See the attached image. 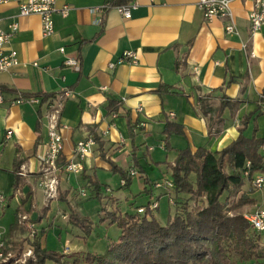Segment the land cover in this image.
I'll return each instance as SVG.
<instances>
[{
  "label": "crops",
  "instance_id": "obj_1",
  "mask_svg": "<svg viewBox=\"0 0 264 264\" xmlns=\"http://www.w3.org/2000/svg\"><path fill=\"white\" fill-rule=\"evenodd\" d=\"M54 1L69 11L66 16L53 14L54 33L49 36L42 32L40 15L21 16L15 1L0 4V27L9 31L17 24L9 45L17 52V63L0 72L4 96L0 104V190L8 197L0 205V236L17 246L22 239L11 238L10 226L19 210L27 211L33 221L41 215L44 194L38 182L40 157L48 141L47 113L60 103L63 162L74 159L78 141L89 136L100 141L84 159L80 174H60L62 196L83 215L86 208L95 206L97 214L90 218L93 227L103 228V245L108 247L117 241L120 229L116 224H99L98 202L79 193L86 183L94 190L90 179L99 182L104 196L116 200L111 207L118 214L156 203L152 210L157 218L162 200L176 209L170 164L177 150L204 147L219 151L237 138L240 122L249 114L253 115L244 135L264 139V26L252 33L251 0L231 1L236 28L232 34L224 29L226 19L206 21L198 0H130L136 5L130 18L115 7L94 10L109 0ZM125 51H132L135 61L124 57ZM65 57L78 59L80 69L65 65ZM65 90L70 94L64 95ZM18 97L26 100L17 104ZM200 98L211 109L222 99L235 100L237 105L225 108L218 120L211 112L202 114ZM110 101L120 103L119 113L110 111ZM140 121L145 126H139ZM167 125L172 130L168 135L164 133ZM177 129L180 132H174ZM130 169L138 175L130 176V184L122 187L120 170ZM108 173L117 177L118 190L102 179ZM136 182L138 189L134 190ZM242 189H251L250 197L255 200L247 209L264 206V189L256 190L248 181ZM138 193L139 197L148 195L143 203H136ZM60 197L54 199L55 210H48L43 220L33 224L38 230L35 236L45 249L68 257L97 253L87 248L92 233L84 240V233L67 222V203ZM10 208L11 218L2 224ZM96 237L98 241L101 235ZM247 263L264 264V259Z\"/></svg>",
  "mask_w": 264,
  "mask_h": 264
},
{
  "label": "trees",
  "instance_id": "obj_2",
  "mask_svg": "<svg viewBox=\"0 0 264 264\" xmlns=\"http://www.w3.org/2000/svg\"><path fill=\"white\" fill-rule=\"evenodd\" d=\"M129 1L109 0L111 6L127 4ZM58 95L59 92L52 97ZM44 98H48L47 95ZM205 103L204 98L199 99L202 114L211 112L218 120H221L225 108L237 105L235 100L222 99L216 108L211 109ZM108 107L110 111L119 113L120 103L110 101ZM252 115L241 120L237 138L219 151L213 152L204 147L177 150V156L170 164L176 209L165 224L159 222L149 206L143 212L136 209L134 213L118 214L111 207L116 200L104 196L99 182L90 179L95 199L100 203L99 223L116 224L120 229L117 241L110 244L104 254L87 252L83 261L78 258L70 261L57 250L45 249L41 240L35 237L26 240L33 258H28L23 264H195L193 261L207 251L216 256L210 260V264H227V252L246 262L264 259L260 233L251 230L249 221L241 211L244 206L255 204V200L250 197L252 190L244 191L242 186L254 173H264V154L261 152L264 139L244 135ZM168 126L164 129L167 135L172 131ZM174 132H180V129ZM95 140L100 143L96 137ZM14 166V172H17V162ZM120 173L125 180L122 187L128 186L131 182L128 172L120 170ZM59 200L67 203V222L79 228L85 240L92 232V219L72 207L64 197ZM199 201L202 202L200 205ZM48 208L43 211L47 213ZM41 218V215L38 216L35 222ZM17 223L16 215L10 231ZM22 246L21 241L17 245L19 251ZM7 247L4 242L5 251Z\"/></svg>",
  "mask_w": 264,
  "mask_h": 264
},
{
  "label": "built area",
  "instance_id": "obj_3",
  "mask_svg": "<svg viewBox=\"0 0 264 264\" xmlns=\"http://www.w3.org/2000/svg\"><path fill=\"white\" fill-rule=\"evenodd\" d=\"M15 1L19 5V14L26 16L30 14H38L42 20V32L44 35H51L54 33L53 14L59 13L66 16L69 7L63 5L58 7L54 0H0L1 3ZM232 0H198L197 4L203 12L204 19L210 21L211 19L223 18L226 19L224 29L227 34L236 32L234 21L231 13ZM252 8L248 15L250 28L252 33L260 31L264 26V0H251ZM136 5L127 3L118 6H111L110 2H105L101 7H95L94 10L103 11L110 7H115L124 18L131 17V10ZM17 31V24L13 23L11 29L6 31L0 27V72L7 70L9 67L17 63V52L15 49L9 47L14 34ZM60 53H64V48H59ZM130 57L134 60V53L132 51H125L124 57ZM63 63L74 70L80 69V62L78 59L65 57ZM36 65V64H35ZM64 95H69L70 91L65 90ZM32 98V97H30ZM27 100H33V99ZM26 99L18 97L15 103L20 104ZM4 101L3 92L0 89V104ZM138 112H142V107L137 108ZM61 111V104L57 103L50 107L47 113V127H48V141L46 144V152L40 157V170L38 185L42 189L45 198L52 201L56 198L58 186L60 184V174H80L83 170V161L91 153L92 147L96 145L95 138L89 136L77 142L75 146L74 159L61 162V153L63 150V137L61 129L58 127V118ZM139 126H145L144 121H140ZM10 136V132L6 133V137ZM248 165V164H247ZM131 177L137 176L138 173L134 169L128 171ZM247 177V172H244ZM249 184L256 190L264 189V173H254L248 180ZM172 183V182H171ZM169 183V185H171ZM125 184L122 179L121 185ZM79 193L82 196L87 195L85 189H80ZM8 197L0 190V205H4ZM150 209L157 207L156 203L149 206ZM145 207H139L138 212H143ZM244 217L249 221L250 228L255 233L264 231V206H258L248 213H244ZM25 218V217H24ZM36 235L35 231L33 232ZM32 257V250L29 248L26 252L13 253L4 249V241H0V262L6 264H23L28 258Z\"/></svg>",
  "mask_w": 264,
  "mask_h": 264
},
{
  "label": "rangeland",
  "instance_id": "obj_4",
  "mask_svg": "<svg viewBox=\"0 0 264 264\" xmlns=\"http://www.w3.org/2000/svg\"><path fill=\"white\" fill-rule=\"evenodd\" d=\"M103 180H108L109 181V184H111L112 188H114L113 190H118L117 189V177H114L112 173H108V176L105 177L103 176L102 177ZM139 181V180H137ZM134 190H137L138 189V184L137 182L134 184ZM88 188V189H87ZM86 191H87V194L89 196H93L95 198V190H93L91 187L88 186V184L86 183L85 184V188H84ZM80 190V189H79ZM125 189L122 190L123 193H125L124 191ZM102 194L105 195L104 191H102ZM63 192L61 190V186L59 185L58 186V192H57V196L55 199L59 198L60 196H62ZM64 197V196H62ZM148 195H144V196H140L139 197V193H138V198L136 200V203H143L146 199H147ZM83 201H87V199L85 198ZM96 201L98 202L99 204V209H100V203L99 201L96 199ZM56 200H52V201H48L45 196H43V199L41 201V209L40 212H41V220H43L44 216H46V213L45 211H43L44 208L46 207H49L48 210H55V206H56ZM84 202V204H85ZM135 203V202H134ZM135 203V204H136ZM202 202L199 201V205L201 204ZM50 204V205H49ZM88 204V203H86ZM191 204H194L193 202H191ZM12 205L14 204H11V208H12ZM125 206V205H124ZM247 206H253V205H247ZM247 206H244L241 211L244 213H248V212H251L249 209H247L246 207ZM191 207H195L194 205H192ZM11 208L8 212H6V214L4 215V217L2 218L1 222L2 224H6L8 220H10L11 218ZM61 208H63V204H61ZM68 208V206H67ZM95 206L93 207H88L86 208L85 210V215L87 214V216L91 217V216H94L97 214V209H94ZM256 208V207H255ZM254 208V209H255ZM170 209V211H169ZM170 212V213H169ZM99 213V211H98ZM174 211H173V206H170L169 203L167 202V200H162L160 202V207L159 209L155 212L156 216H157V219L159 220L160 223L162 224H165L169 218V216H173L174 215ZM40 216V215H39ZM25 217V218H24ZM17 218H18V223H17V226L12 230V236L11 238L12 239H22V243H23V246H22V249L19 251L18 250V247L16 246H13L11 244H8L7 242L4 241V239L0 236V241H4L9 247H7L8 251H11L15 254L17 253H22V252H26L30 247L29 245L26 243V240H32L34 239L36 236L34 235V231L35 233L38 232L37 229H35V226H33V224L35 223V221H33L32 219H30L28 217V212L27 211H24V210H19L18 212V215H17ZM64 220V218H62ZM99 223V222H98ZM100 224V223H99ZM103 225V224H102ZM94 226V225H93ZM24 229V231H23ZM103 231V228H99L97 229L96 227H93L92 229V239L89 240L88 244H87V248L90 250V251H96L98 254H104V252L106 251L107 247H105V245H103V240L104 237L102 236L104 233L102 232ZM111 231V230H109ZM90 233V234H91ZM99 233V236L101 235L100 239L97 241V234ZM110 233V232H109ZM109 233H105L106 236L109 235ZM56 238V237H55ZM260 242L262 244H264V231H262L260 233ZM261 245V244H260ZM262 246V245H261ZM104 248V249H103ZM75 254L77 253H73L71 254L69 257L68 255L67 256V259L68 260H73L74 258H78L79 260L83 261L84 259V256H75ZM226 257H227V264H251V263H247L246 261H241L239 256L237 255H234L233 253H230V252H227L226 253ZM216 256L213 254V253H209L208 251L205 252L204 255H201L199 256L198 258H196L195 261H193L195 264H210V260L212 259H215ZM1 263V262H0ZM49 264H52L49 262ZM220 264H223L222 262H220Z\"/></svg>",
  "mask_w": 264,
  "mask_h": 264
}]
</instances>
